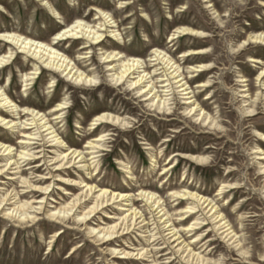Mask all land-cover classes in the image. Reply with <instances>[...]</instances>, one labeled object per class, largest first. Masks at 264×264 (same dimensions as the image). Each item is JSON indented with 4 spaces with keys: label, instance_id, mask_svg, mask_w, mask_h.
Returning a JSON list of instances; mask_svg holds the SVG:
<instances>
[{
    "label": "rangeland",
    "instance_id": "1",
    "mask_svg": "<svg viewBox=\"0 0 264 264\" xmlns=\"http://www.w3.org/2000/svg\"><path fill=\"white\" fill-rule=\"evenodd\" d=\"M47 2L58 15L51 13L41 0H0V34L28 32L44 38L47 43H58L55 35L77 20L84 19L91 26L98 22L96 18L99 16L92 8L106 11L120 26L122 40L119 43L111 39V28H105L102 43L93 46L89 54L81 51L86 42L84 40H63L58 45L60 51L76 61L83 71L98 77L100 85L73 87L61 74L49 72L43 64L36 63L29 55L16 50V60L0 70V85L8 89L19 105L23 106V101L35 103L47 115L59 103L67 101L69 109L64 114V121L57 124L59 132L67 138V146L78 145L82 149L90 140L101 135L105 130L92 127L91 124L95 116L104 112L132 121L134 128L113 129L115 131L106 142L107 151L101 154L99 170H91L89 175H93L97 182L118 185L134 192L139 188L149 189L159 193L165 201L171 190L185 189L206 195L215 200L219 209L235 226L238 240L249 253L250 260L240 258L234 245L226 243L216 234H212V242L203 251L214 250L213 258L221 259L226 264H264V161H259V156L255 154L258 147L264 152V141L260 137L264 134V87L258 80L264 69V44L250 45L251 38L264 31V0ZM178 28L197 30L206 37L184 36L171 43L170 37ZM9 48L6 41H0V56L10 52ZM199 49L208 53L199 58H181L183 53ZM113 50H119L129 57L141 58L147 65L152 64L148 61L154 50L168 54L183 68L197 103L211 116L218 118L223 130L203 128L193 119L184 116V101L180 95L172 96L171 115L158 114V111L144 107L141 99L134 92L128 91L126 84L122 87L112 85L108 78L107 64H102L100 56L105 51ZM85 56L88 58L82 59ZM250 58L260 59L262 63L250 62ZM200 64L212 65V69L199 77H192L190 67ZM147 71H158L160 75L154 77V82H158L164 70L162 65H157ZM34 76L33 84L25 82ZM207 81L211 82V87L200 93L196 87ZM163 84H156L157 91L166 95L165 89L160 88ZM243 90H248L247 99L242 98L245 95L241 93ZM246 100L249 102L244 103ZM249 104L255 109L253 117H247L244 112L247 108L245 106ZM0 136L10 138L17 148V131L0 126ZM46 149L47 152L51 150ZM175 154L206 156L210 161L197 166L194 162L177 158L175 169L169 175H163L162 169L175 158ZM151 156H154V160ZM123 164L129 166L131 175L125 173ZM68 170L79 177L88 176L82 167ZM230 171L234 172L228 177ZM31 172L26 170L25 176ZM35 173L34 176L45 175L46 167ZM227 177L226 181L239 189L216 198L217 191ZM4 178L0 181H7ZM0 189L3 190L0 192L1 198L9 185ZM60 193V189L55 186L51 195H47L45 211L54 209L58 204L55 202L63 203L69 196ZM32 197L33 194H29V199ZM35 197L41 198L43 195L37 194ZM36 202H41V199ZM175 204L171 202L169 209L175 208ZM139 205L144 206L142 203ZM45 211L38 215L37 222L24 225L0 215V264L123 262L122 259L118 260L121 255L115 258L109 252V246H102L89 237L85 228L48 221ZM106 217L104 213L96 216L90 224L96 225ZM56 233L58 236L52 240ZM185 235L189 242L194 241V234ZM51 240L53 242L50 244ZM142 241L145 240L136 232L125 242H115L113 247Z\"/></svg>",
    "mask_w": 264,
    "mask_h": 264
},
{
    "label": "bare ground",
    "instance_id": "2",
    "mask_svg": "<svg viewBox=\"0 0 264 264\" xmlns=\"http://www.w3.org/2000/svg\"><path fill=\"white\" fill-rule=\"evenodd\" d=\"M41 1L46 3L51 13L58 15L47 0ZM123 2L120 3L121 7ZM92 11L99 16L94 26L86 23L84 19H79L55 35L58 43H47L44 38L28 32L0 34V41H6L10 47V52L0 56V70L16 60L17 56L14 54L16 50L23 55H29L36 63L43 64L49 72L55 75L61 74L73 87L81 85L97 87L100 85L99 78L92 76L91 72L83 71L76 61L58 48L59 42L63 40H84L86 42L83 43L81 51L89 54L93 46L102 43L104 37L102 32L105 28H111L110 34L114 43L122 40L120 26L112 15L99 8H92ZM184 36L201 39L206 37L204 33L197 30L178 28L171 35L170 41L172 43ZM254 43L264 44V31L251 38L250 45ZM207 53L208 51L203 49L190 50L183 53L181 58L184 60L199 58ZM152 55L148 61L152 63L150 65L141 58L126 56L119 50L103 52L100 60L102 64H107L108 78L112 85L122 87L126 84L128 91L134 92L141 99L144 107L158 111V114L171 115L172 96L180 95L184 101L182 104L184 116L193 119L203 128L222 131L218 118L211 116L197 103L194 91L180 64L159 50H154ZM87 58L82 57V59ZM249 60L256 64L262 63L260 59L250 58ZM157 65H162L164 71L162 78L154 82V77L160 74L157 73L158 71L149 73L147 69ZM210 69L212 65L209 64L190 67L192 77H199ZM27 77L30 76L27 75ZM32 79H35V76L28 78L25 82L33 84ZM258 80L264 87V69L258 76ZM242 82L246 81L242 80ZM157 83H164L160 88L165 89L166 95L159 94L162 92L157 91ZM210 87L211 82L207 81L198 84L196 88L200 89L201 93ZM262 90L264 95V88ZM247 92L248 90L241 91L245 94L243 99L249 97ZM248 102L249 100L244 101V103ZM22 103L23 106L19 105L8 89L0 85V126L6 130L17 131L19 140L15 148L10 138L0 136V179L5 177L3 180H7L0 181V186L9 185V189L0 198V215H3L4 219L22 225L37 222L38 215L47 209V203L45 204L47 195H51L53 188L57 186L61 191L60 194L69 196L63 203L55 202L58 204L54 209L44 212L46 220L63 226L78 225L85 228L89 237L100 242L102 246H109V252L115 258L121 255L118 260L122 259L123 262L116 264H176L177 262L179 264H226L221 259L213 258L214 250L203 251L207 244L212 242L210 240L213 238L212 234L234 245L240 258L245 261L250 260L249 253L238 240L235 226L223 214V210L219 209L215 200L209 199L206 195L185 189L171 190L169 198L165 201L159 193L149 189L139 188L137 192H134L118 185L97 182L93 175H89L91 170H99L101 154L107 151L106 142L115 131L113 129L134 128L132 121L107 112L95 116L91 126H97L98 129L102 128L105 131L81 149L78 145L67 146L65 143L67 138L57 129L58 122L64 121V114L69 109L67 101L52 108L49 115L35 103L29 101ZM245 107H247L244 110L247 117H253L255 113L253 105L249 104ZM51 116H54L53 119H50ZM260 137L264 141V134ZM169 141L165 140V142ZM46 148L51 149L50 152H47ZM255 154L259 156V161H264V152L260 147ZM175 155V158L162 169L163 175H169L175 169L174 165L178 159L194 162L197 166H203L210 161L206 156ZM153 157L151 156L152 160H154ZM125 164H123L125 173L131 175L129 166ZM44 167L47 171L45 175L34 176L35 172ZM81 167L87 173V177H79L68 170H77ZM26 170L32 171L27 177ZM262 170L264 171V168ZM233 172L230 171L228 177ZM237 189L239 187H234L226 181L217 191L216 198L228 192L231 194ZM1 191L3 190L0 189ZM29 194H33L31 199ZM37 194L43 197L36 198ZM37 199H41V202H36ZM169 201L170 204L176 203L175 208L169 209L170 204H167ZM139 203L144 206H140ZM103 213L107 214L104 220L102 219L96 225L90 224L94 217ZM175 216L178 217L177 220L174 219ZM188 222L189 224L185 225ZM136 232H139L145 241L113 247L115 242L118 243L119 240L125 242ZM185 234H194V241L189 242ZM57 236L56 233L52 240ZM206 240L208 241L205 243ZM202 243H204L202 247L198 248Z\"/></svg>",
    "mask_w": 264,
    "mask_h": 264
}]
</instances>
